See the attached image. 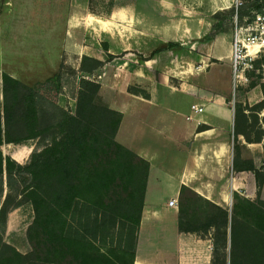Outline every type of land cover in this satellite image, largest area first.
I'll return each instance as SVG.
<instances>
[{
  "label": "crops",
  "instance_id": "crops-1",
  "mask_svg": "<svg viewBox=\"0 0 264 264\" xmlns=\"http://www.w3.org/2000/svg\"><path fill=\"white\" fill-rule=\"evenodd\" d=\"M103 1L111 2L106 11L94 10L92 0H12L9 11L52 31L47 57L31 66L53 69L64 53L66 63L75 55L80 66L85 56L102 62L85 73L100 83L102 101L122 114L116 140L149 163L133 264H212L214 228L180 226L183 188L229 212L235 193L252 199L261 189L264 199V183L259 187L249 169L252 163L264 173V139L248 140L239 129L232 35H212L206 10L216 8L213 15L222 0ZM18 26L13 22L12 34ZM7 56L15 66L14 53ZM32 147L11 156L25 160Z\"/></svg>",
  "mask_w": 264,
  "mask_h": 264
},
{
  "label": "trees",
  "instance_id": "trees-1",
  "mask_svg": "<svg viewBox=\"0 0 264 264\" xmlns=\"http://www.w3.org/2000/svg\"><path fill=\"white\" fill-rule=\"evenodd\" d=\"M247 6L238 8V16H243L241 9ZM254 6L257 12H263L264 0H255ZM220 32L223 31L215 29L212 35ZM86 61L93 62L92 68L102 65L85 56L82 71L88 70ZM78 84L74 113L56 101L58 93H62L61 73L35 88L0 71V177L7 173L9 186L17 184L16 189L21 190V200L15 207L24 200L32 203L35 217L29 238L37 260L45 264H133L136 237L130 251L116 249L111 254L93 241L77 238L85 235L69 232L79 206H90L112 218L132 222L137 232L149 171L145 159L116 140L122 114L102 101L100 83L81 77ZM31 139H37L39 147L33 149L25 164L3 155V143ZM249 169L255 171L262 186L264 173L252 163ZM2 193L1 188L0 203ZM234 198L229 212L184 187L180 226L190 230L213 227V258L223 249V264H237L239 251L246 252L252 264H261L264 201L255 202L238 193ZM10 199L8 194L0 208V222L6 218ZM6 248L0 253V264L23 263V253L8 245Z\"/></svg>",
  "mask_w": 264,
  "mask_h": 264
},
{
  "label": "rangeland",
  "instance_id": "rangeland-1",
  "mask_svg": "<svg viewBox=\"0 0 264 264\" xmlns=\"http://www.w3.org/2000/svg\"><path fill=\"white\" fill-rule=\"evenodd\" d=\"M92 2V8L98 11H106L111 5V2H104L103 0H92ZM254 2L255 0H222V5L220 6L222 8H219L213 15L210 13H212V9L214 10L216 8H211L209 4H207V14L209 18L214 21V30L220 29L223 32L231 34L233 41L236 9L238 10L242 5H248L244 9H241V14L243 16H239V23H244L257 12ZM188 3L193 7L197 6L193 1ZM13 4L12 0H0V52L2 51L5 57H2L1 62L6 64H0V71L9 74L13 72L21 81L35 88L43 87L56 73H61L63 85L62 93H58L56 101L58 104L75 113L77 107L78 82L81 77L88 78L85 73L86 71H82V66H80V61L76 55L69 58V63H66L67 56H65V53L53 69H51L50 66L40 68L38 65L31 66L32 61L38 62L44 59V57H47L46 48H50L52 44L55 43L52 39L53 34H51L52 31L47 28H40L39 26L37 28H32L29 24L31 21L29 18L22 21V15L18 14L17 9L13 12L9 11ZM200 7L203 8V4H201ZM233 9H235V13H233ZM216 16H218V19ZM12 21L15 22V25H20L15 28L13 34L10 31V28L13 26ZM15 48L17 50H14ZM55 51L56 49L54 53ZM10 53H14L15 55L12 60L15 66H8L11 60L8 56L6 57V55ZM51 59H53L52 54L51 57L48 58V62H50ZM232 63L231 56V79L234 91L233 99L235 100L241 120L239 129L244 132L248 140H262V138L264 139V52L255 57L252 61V66L247 68L244 72L236 74ZM93 65L92 61L85 62L87 69L91 68ZM197 66L199 68L198 64ZM221 70L222 68L220 67L219 72ZM222 73L225 72L222 71L221 74ZM235 75H238L236 87H234L233 80ZM54 94H56V92L52 93V95ZM25 144L33 146L32 150L36 146L37 148L39 147L37 139H31L22 143H3L1 146L3 155L11 156ZM27 151L28 150H26V153ZM30 155L31 154H29L25 160L20 159L17 161L25 164L29 160ZM16 185L17 184L11 187L9 186L7 173H4V175L0 177V189H3L0 208L8 194L11 195L10 202L7 206L6 218L0 222V253L6 252V245H8L16 248L26 256V258L22 260V264H45L35 258L33 246L29 238V227L33 223L35 217L32 203L28 200H24L20 206L15 207V204L21 200V190H17ZM252 197L253 198L250 199L255 202L264 201L261 195V189L260 191L256 190ZM184 216L185 220L188 221L186 213ZM208 229L209 228L201 226L199 230L203 232ZM69 232L75 236L85 235L86 237L77 238L93 241L103 250L114 254L116 249L130 251L136 237V226L132 222H123L120 219L112 218L109 213L94 210L93 207L79 206L77 211L73 214ZM216 238L218 239V237ZM244 254L246 255L247 253L244 251L238 252L237 264H244V262L245 264H252L251 257L249 258L247 255L244 257ZM213 260V264H223L225 260V251L223 249L218 250ZM261 261V264H264V258Z\"/></svg>",
  "mask_w": 264,
  "mask_h": 264
},
{
  "label": "built area",
  "instance_id": "built-area-1",
  "mask_svg": "<svg viewBox=\"0 0 264 264\" xmlns=\"http://www.w3.org/2000/svg\"><path fill=\"white\" fill-rule=\"evenodd\" d=\"M234 19L232 64L235 73L238 74L252 66L253 59L264 52V12H257L244 23H239L236 9ZM193 109L196 112L203 110L196 105H193ZM169 204L176 205V199L170 200Z\"/></svg>",
  "mask_w": 264,
  "mask_h": 264
}]
</instances>
